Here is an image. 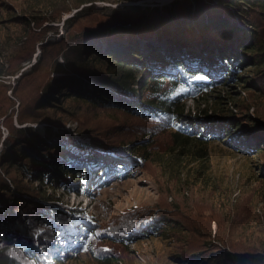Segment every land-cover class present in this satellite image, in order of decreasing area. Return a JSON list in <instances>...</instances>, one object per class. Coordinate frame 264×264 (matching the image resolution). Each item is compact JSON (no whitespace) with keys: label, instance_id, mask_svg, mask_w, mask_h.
I'll return each instance as SVG.
<instances>
[{"label":"trees","instance_id":"1","mask_svg":"<svg viewBox=\"0 0 264 264\" xmlns=\"http://www.w3.org/2000/svg\"><path fill=\"white\" fill-rule=\"evenodd\" d=\"M94 1L42 0L33 4L34 15H10L21 22L23 32L12 41V51L0 55V78L16 73L36 45L40 54L14 84L0 81V264H57L54 259L66 264L68 258L84 252L91 255L94 264H119L120 258L110 251V245L99 243L106 227L96 226L86 217L90 224L86 233L68 235L70 223L81 227L84 216L47 204V180L57 172L65 179L72 172L71 177L78 181L80 177L87 180L86 171L98 176L103 169L94 150H112L123 156L134 151H141L142 156L149 154L140 145L132 149L133 142L125 136L126 124L114 114L116 110L144 120L138 126L143 132L169 131L171 145L154 160L171 179H179L183 173L184 180L196 176L202 179L204 156L198 143L205 138L190 136L184 130L185 115L190 112L186 100H210L217 72L224 79H235L241 87L264 84V0H173L160 8L132 5L108 11ZM0 7L10 9L11 5L0 0ZM75 8L77 11L66 19L62 36L46 39L47 29H53L55 35L58 24L43 22L59 21ZM206 62L214 68L204 66ZM244 62H252L251 72L261 77L258 82L241 69ZM240 69L246 74L235 75ZM53 72L61 73L53 76ZM97 110L110 116H97ZM198 113L206 114V109H198ZM220 114L219 118L226 115ZM234 114L240 126L242 122L254 123L247 112ZM67 120L75 122L77 134L62 128ZM38 124L44 131L34 128ZM208 127V123L201 125V129ZM254 134L258 140L252 148L264 147V130ZM82 139H86L85 145ZM188 142L195 149L187 152L197 156L181 158L188 154L180 155ZM261 151V157L257 156L251 166L264 174V148ZM81 164H89L88 169L83 167L82 172L73 174L71 168ZM66 165L67 171L63 170ZM256 189L251 190L256 197L254 204L264 208V194ZM148 207L155 211L145 217L130 211V215L150 221L148 230L140 233L142 237L172 236L170 233L188 224L184 211L172 201ZM122 219V229H127L128 214ZM63 236L70 240L72 249L61 259L59 254L66 250L62 248ZM196 238L195 245H175L170 252L172 260L180 264H264V249H255L254 257L244 259L226 239L227 247Z\"/></svg>","mask_w":264,"mask_h":264},{"label":"rangeland","instance_id":"2","mask_svg":"<svg viewBox=\"0 0 264 264\" xmlns=\"http://www.w3.org/2000/svg\"><path fill=\"white\" fill-rule=\"evenodd\" d=\"M6 1L9 2L11 8L0 7L1 57L12 51V41L20 38L23 32L21 22L10 18L11 13L34 15L33 4L42 2V0ZM158 1L162 0H136L134 2L148 7L157 4ZM172 1L165 4L158 3L159 8L169 5ZM134 2L110 4L98 1L96 5L107 9L131 7ZM76 11V8L72 9L64 14L59 21L43 22L44 24H58V32L55 35L53 29H47L46 39H59L64 33L66 19ZM231 13L237 15L232 9ZM42 15L44 14H41L36 20ZM237 17H235L236 20H238ZM239 22L241 25L244 24L243 21ZM39 54L40 47L36 45L31 57L21 62L22 65L18 71L2 76L0 81L14 84L13 82L17 81L23 72L30 69V65L38 59ZM203 65L214 68L210 62ZM241 69L248 73L247 76L250 80L258 82L261 79L259 75L255 76L251 72L250 69H254L252 62L242 63ZM241 69L236 70L235 75L246 74ZM60 73L53 72L52 75L56 76ZM214 77L213 96L210 100L198 103L197 100L187 99L185 102V106L190 112L185 115L184 130H187L190 136L198 135L202 139L205 138L202 143H198L204 156L205 168L200 172V174L204 172L203 178L200 179L199 176H196L184 180L185 174L183 173L181 178L171 179L169 174L165 173L164 169L154 160L155 155L157 157L171 145L169 131L160 134L151 130V133L143 132L138 126L144 124V120L132 114L128 115L129 113L126 111L116 110L114 114L126 124L125 136L129 142H133L130 145L132 149L140 145L145 147L144 149L147 148L149 154L142 156L141 151H134V154L123 156L112 150L105 152L94 150L98 155L99 166L103 169L98 176L94 172L86 171L87 180L80 177L81 180L78 181L71 177L72 172L67 174L69 176H66V179L64 174L57 172L55 177L52 176L47 180L48 184L45 183L44 186L45 191L50 193L48 195L50 199L46 201L47 204L68 214L79 211L84 216V219L81 218L79 222L80 225H83L81 226L83 229L70 223L69 236L73 233L77 235L86 233L90 228L86 217L96 226L106 227L105 233L100 235L99 243L110 245V251L120 258L119 264H180L172 260L170 252L175 245H183L185 242L195 245L198 242L196 237H199L203 242L212 241L213 243L214 241L216 244H223L227 247L228 244L223 241L226 239L227 242L232 243L236 253L241 255V258L243 256L244 259L254 257L255 249H264V208L255 206L253 200L256 197L251 193L252 187H254L264 194L263 171L251 166L257 161V156L261 157L263 151H259L264 148L260 145L255 149L252 148L258 140L254 131L264 130V90H260L264 89V84L259 86L246 84L241 87L234 83L235 79H224L218 72L217 75L214 73ZM218 95L221 97L217 98ZM66 104H69V100L66 101ZM198 109H206V114L198 115ZM240 110L253 117L254 123L251 124L253 126L248 122H242L244 125L241 126L235 123L238 116L234 113ZM103 113L105 118L110 116L107 111L102 110H97L95 115L102 116ZM220 113H226V115L222 114L225 117L219 118ZM62 123V128H67L74 134V121L67 120ZM203 123H208L210 127L207 130L201 129ZM34 128L39 132L44 131L42 124H38ZM145 132L147 136L144 135ZM214 132H217L218 135H215ZM82 141L85 145L86 139H82ZM194 147L192 142L190 144L188 142L180 155L187 152L188 149L193 151ZM191 151L187 152L186 156L182 155L181 158L196 157L197 154ZM143 152L145 154V151ZM255 155L256 157H254ZM103 156L106 159H102ZM181 158L178 161H181ZM84 159L87 162L85 157ZM88 165L81 164L74 169L70 168L74 174L78 170L82 172L83 167L88 169ZM104 165L107 167L105 168ZM68 167L66 165L63 170L67 171ZM249 167H251L250 172H248ZM171 201L178 205L177 208L181 212L184 211L183 218L188 221V224L180 231H176L177 233H170L173 234L172 236L151 234L142 237L140 233L148 230L150 221L141 218V216L140 218L132 216L130 211L140 212L145 217L148 212L155 211L148 206L153 208L157 203ZM145 205L147 206L144 207ZM137 208L139 209L137 210ZM126 213L130 224L127 229H122V222L125 221L122 216ZM195 231L198 234H195ZM72 238H76V236ZM61 241L64 243L62 248L66 250L59 255H61V259H64L72 246H70V240L64 236ZM54 261L58 264V260L54 259ZM94 261L89 253L84 252L68 258L66 264H94Z\"/></svg>","mask_w":264,"mask_h":264},{"label":"water","instance_id":"3","mask_svg":"<svg viewBox=\"0 0 264 264\" xmlns=\"http://www.w3.org/2000/svg\"><path fill=\"white\" fill-rule=\"evenodd\" d=\"M98 1H102V2H109L110 4H125V3H130V2H134V1H136V0H96V1H94V3L96 4V2H98ZM168 1H170V0H162V1H158V3L159 4H165V3H167ZM154 4L153 6H148L149 8L150 7H152V8H159V4ZM133 5H138V3L136 2H134L133 3ZM145 7V6H144ZM6 132V131H5ZM6 134V133H5Z\"/></svg>","mask_w":264,"mask_h":264},{"label":"snow or ice","instance_id":"4","mask_svg":"<svg viewBox=\"0 0 264 264\" xmlns=\"http://www.w3.org/2000/svg\"><path fill=\"white\" fill-rule=\"evenodd\" d=\"M89 239H90V237H89ZM84 250H87V244L85 243V246H84Z\"/></svg>","mask_w":264,"mask_h":264}]
</instances>
